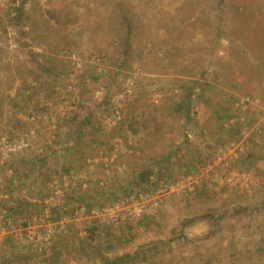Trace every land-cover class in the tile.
<instances>
[{
    "label": "rangeland",
    "instance_id": "obj_1",
    "mask_svg": "<svg viewBox=\"0 0 264 264\" xmlns=\"http://www.w3.org/2000/svg\"><path fill=\"white\" fill-rule=\"evenodd\" d=\"M0 175V264H264V0H0Z\"/></svg>",
    "mask_w": 264,
    "mask_h": 264
},
{
    "label": "crops",
    "instance_id": "obj_2",
    "mask_svg": "<svg viewBox=\"0 0 264 264\" xmlns=\"http://www.w3.org/2000/svg\"><path fill=\"white\" fill-rule=\"evenodd\" d=\"M64 166L65 169L61 173H59L58 175H54L51 179L47 180L46 184H44L43 186L41 185L38 193L41 190V195H44L47 192H57L55 193L56 196L53 197V202L51 203V206L53 205L56 210L58 209L55 213L56 218L54 221L55 223L62 224L66 230H72L73 228L71 229V227L74 223H84L85 221H89L87 212L86 214L84 213V210L87 207L86 205L88 204L87 197H89V194H85V190H89V187L86 186V184L89 185V179L80 175V172L84 174L86 169H82V167H69L68 164H64ZM73 168L77 172L76 177L80 176V179H78L77 183L71 179L72 177H70L75 172L73 171ZM0 177H2V175H0ZM66 177H68L69 179L64 181ZM37 182L38 181H36V183ZM65 186H68V188L65 189ZM16 189L18 188L15 187V190ZM24 193L25 198H27L28 195L26 194V192ZM23 205H26V203H20V207H22Z\"/></svg>",
    "mask_w": 264,
    "mask_h": 264
},
{
    "label": "trees",
    "instance_id": "obj_3",
    "mask_svg": "<svg viewBox=\"0 0 264 264\" xmlns=\"http://www.w3.org/2000/svg\"><path fill=\"white\" fill-rule=\"evenodd\" d=\"M143 179L145 180L146 176ZM87 230L91 233V236L89 238L92 240L93 235L97 230V225L92 224L90 227H87ZM51 248H52L51 257L48 260L46 259V262H48L47 264H59V257L62 255L61 247H59V244L55 242L54 244L51 245ZM44 251H45V247L42 250V252ZM125 256L128 257L129 254L115 255L112 258H110L109 262H107L106 264H122V261L124 260ZM22 261L25 262L24 259Z\"/></svg>",
    "mask_w": 264,
    "mask_h": 264
},
{
    "label": "built area",
    "instance_id": "obj_4",
    "mask_svg": "<svg viewBox=\"0 0 264 264\" xmlns=\"http://www.w3.org/2000/svg\"><path fill=\"white\" fill-rule=\"evenodd\" d=\"M137 212H139V211H137ZM132 213L135 214V211H132ZM9 225H10V222L8 220H3L0 223V233L4 234L5 232H7V228H8ZM33 234L35 236V240H39L40 239V236L37 233H33Z\"/></svg>",
    "mask_w": 264,
    "mask_h": 264
}]
</instances>
